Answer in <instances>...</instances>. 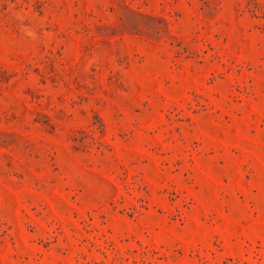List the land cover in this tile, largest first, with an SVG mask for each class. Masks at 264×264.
I'll use <instances>...</instances> for the list:
<instances>
[{"label":"rangeland","instance_id":"rangeland-1","mask_svg":"<svg viewBox=\"0 0 264 264\" xmlns=\"http://www.w3.org/2000/svg\"><path fill=\"white\" fill-rule=\"evenodd\" d=\"M0 264H264V0H0Z\"/></svg>","mask_w":264,"mask_h":264}]
</instances>
